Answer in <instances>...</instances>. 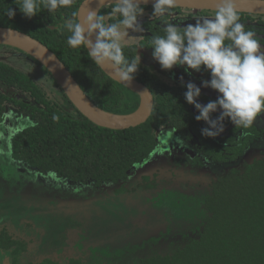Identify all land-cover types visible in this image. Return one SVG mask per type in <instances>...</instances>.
I'll list each match as a JSON object with an SVG mask.
<instances>
[{
    "label": "flooded vegetation",
    "instance_id": "flooded-vegetation-1",
    "mask_svg": "<svg viewBox=\"0 0 264 264\" xmlns=\"http://www.w3.org/2000/svg\"><path fill=\"white\" fill-rule=\"evenodd\" d=\"M173 9L176 10L166 14L168 22H160L158 26L165 28L171 23L182 30L188 24L194 25L197 19L214 18L215 13L213 10ZM146 14L139 18L143 32L124 30L129 38L136 33L138 42L130 40L122 47L135 46L137 61L141 59L140 64L148 71L147 83L133 78L151 91L152 115L158 102L157 93L162 88L161 91L172 89L181 96L171 107L170 120L155 127L157 144L153 152L132 165L124 179L100 185L81 183L53 172L43 173L17 158L12 148L13 139L25 129L21 127L25 121L32 125L33 120L21 112V105L6 106L0 120V237L5 234L23 247V264H41L45 260L57 264H104L105 261L118 264L125 255L133 253L136 257L139 252L152 253L136 263L140 264L147 259L172 255L199 239L207 218L212 216L206 203L214 197L220 183L243 174L247 165L264 159V114L251 128L236 127L226 118L225 130L219 136L202 135V129L210 126L196 120L199 111L187 102L186 85L192 82L201 88L197 102L206 105L215 101L220 95L218 91L203 86L204 80L211 79V73L206 68L197 72L180 65L172 70L162 69L153 56L154 49L142 44L151 34L144 25L147 22H142ZM239 16L245 30L256 33L264 50V15L239 13ZM23 73L38 85L29 73ZM0 90L16 101L36 105L20 91ZM128 94L140 104L137 94ZM57 103L75 113L71 102ZM166 106L164 113H169V105ZM221 111L212 113V118L217 119ZM13 113L26 120L12 119ZM177 138L183 140L184 147ZM11 224L17 232L11 230L14 228ZM20 230L34 232L37 240L24 239ZM3 243L1 238L0 253L6 264H12V251H5ZM33 243H37L35 251L29 247ZM37 249L41 251L37 253ZM89 256L92 257L88 259ZM37 258L43 259L37 261Z\"/></svg>",
    "mask_w": 264,
    "mask_h": 264
},
{
    "label": "trees",
    "instance_id": "trees-1",
    "mask_svg": "<svg viewBox=\"0 0 264 264\" xmlns=\"http://www.w3.org/2000/svg\"><path fill=\"white\" fill-rule=\"evenodd\" d=\"M84 1L74 0L71 7L53 13L41 4L37 15L28 18L18 5L20 0H0V27L23 32L47 46L101 109L116 114L133 113L139 101L130 97L128 93L131 91L113 81L95 65L85 47H70L67 43L70 33L60 28L74 14L77 16ZM113 6L102 8L99 12L106 17L107 23L120 19L108 15ZM141 7L147 13L142 22H147L144 25L151 32L142 40V44L153 48V37L166 35L165 28L157 24L167 23L168 15L153 17L152 6ZM11 8L16 14L9 18ZM173 10L176 9L170 11ZM123 52L127 60H137L135 46L123 47ZM146 76L148 71L140 64L133 77L147 83ZM1 88L20 91L36 103L24 104L0 90V120H3L6 106L11 103L21 105V112L33 120L32 125L14 137L12 148L15 156L38 167L43 173L53 172L72 181L96 185L124 179L132 165L153 152L157 144L154 129L163 121L170 120L171 107L181 96L172 89L161 91L162 88L157 93L158 102L148 122L136 128L115 131L94 125L76 108L75 113L69 112L62 105L49 100L48 95L26 74L2 61ZM61 92L64 97L61 102L70 103L63 90ZM166 105H169V113H164L163 107L167 109ZM206 207L212 216L207 218L199 239L172 255L147 259L140 264H264V159L247 165L243 174L233 175L220 183ZM4 235L0 237L4 240L1 245L5 251H12L11 263L23 264V247ZM41 264L57 263L45 260Z\"/></svg>",
    "mask_w": 264,
    "mask_h": 264
},
{
    "label": "clouds",
    "instance_id": "clouds-1",
    "mask_svg": "<svg viewBox=\"0 0 264 264\" xmlns=\"http://www.w3.org/2000/svg\"><path fill=\"white\" fill-rule=\"evenodd\" d=\"M177 2L155 0L153 17L168 14ZM73 3L74 0H39V3L37 0H20L18 5L26 17L32 18L39 12L41 4L53 13L71 7ZM15 14L12 8L8 11L9 18ZM143 14L140 0H114L108 15L120 17L116 22L107 23L104 15L90 10L84 19L74 14L60 28L70 33L67 38L70 47L87 48L95 65L113 69L116 79L130 83L139 70L141 59H126L122 40L127 32L121 29L143 32L138 20ZM239 21L236 0H219L214 18L197 19L194 25L188 24L182 30L169 23L165 27L166 35L154 36L152 40L153 56L162 69L172 70L180 65L197 72L202 68L210 71L211 79L204 80L203 86L218 91L217 100L206 105L197 102L201 88L192 82L187 83L185 92L187 102L199 111L196 120L210 126L202 129L205 137L215 138L223 133L226 118H230L236 127L247 129L264 114V50L256 33L246 31ZM218 109L222 111L217 119H213L211 114ZM177 142L184 147L182 139L177 138Z\"/></svg>",
    "mask_w": 264,
    "mask_h": 264
},
{
    "label": "water",
    "instance_id": "water-1",
    "mask_svg": "<svg viewBox=\"0 0 264 264\" xmlns=\"http://www.w3.org/2000/svg\"><path fill=\"white\" fill-rule=\"evenodd\" d=\"M155 0H140L141 6H152ZM219 0H178L176 8L216 11ZM114 4V0H85L77 13L84 19L90 10L98 13L102 8ZM238 13L264 15V0H236ZM0 45L17 48L39 62L55 79L69 101L78 112L94 125L115 131H124L145 124L152 115L154 98L146 85L136 79L130 83L114 77L111 68H100L108 77L137 94L140 99L138 109L130 114H116L98 107L85 93L78 81L58 56L40 41L12 28L0 27ZM87 49V48H86ZM0 253V264H6Z\"/></svg>",
    "mask_w": 264,
    "mask_h": 264
},
{
    "label": "rangeland",
    "instance_id": "rangeland-1",
    "mask_svg": "<svg viewBox=\"0 0 264 264\" xmlns=\"http://www.w3.org/2000/svg\"><path fill=\"white\" fill-rule=\"evenodd\" d=\"M142 21H144V19H142ZM124 30L125 29H123V28L121 29L122 32H124ZM132 35L134 36L133 38H129L126 35L124 37V39L122 40V45H128L130 43L129 42L130 40H131V43L138 42L137 34L135 33V35L134 34H132ZM31 60L34 61V59L32 57H30L27 53H24L20 50H16V49L11 48V47H4V46L0 47V61L8 63L12 66H15L16 69H18V70H23V72L29 73L37 81L39 87L48 95V97L50 98L49 100H52L55 102H61L62 100H64L63 94L61 92L62 90L59 87V85L57 84V82L55 81V79L51 76V74L45 68H42L43 66L39 62H37L35 60L36 63H33ZM143 64L146 65V62L144 61ZM148 65H149V62H148ZM46 75H47V77H46ZM12 119L19 120V121H25L26 120L21 115L16 114V113H13ZM30 125H31L30 121H25L21 127L26 128V127H29ZM159 134L161 136L160 131H159ZM22 219L24 220L23 216H22ZM12 226L14 228H11V230L13 232H17L14 230V229H16L14 224ZM20 233L24 237V239H26V240L30 241V239H29L30 237L35 238L37 240V237L34 235V232H32L30 230H26V231L20 230ZM36 246H37V243H33L32 245H29L31 251H35ZM39 251H41V250L40 249L36 250L37 253H39ZM171 251H174V249H172ZM166 252H168V251H165L164 253H166ZM138 254L135 255L136 257L132 256L133 253L130 254L131 256L125 255L121 259L122 261L120 260L121 262L118 264H136L141 259L149 257L152 255V253L151 254H143L142 252H139ZM168 254H172V252L171 253L168 252ZM53 257L55 258V256H53ZM91 257L92 256H89L88 259H90ZM42 259L43 258H37V261H41ZM115 259H116L115 261H117L118 258L116 257ZM104 264H108L107 261H105Z\"/></svg>",
    "mask_w": 264,
    "mask_h": 264
}]
</instances>
